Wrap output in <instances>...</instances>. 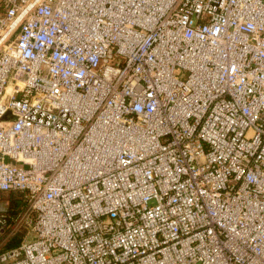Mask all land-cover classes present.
I'll return each mask as SVG.
<instances>
[{
  "label": "built area",
  "instance_id": "2783aa9c",
  "mask_svg": "<svg viewBox=\"0 0 264 264\" xmlns=\"http://www.w3.org/2000/svg\"><path fill=\"white\" fill-rule=\"evenodd\" d=\"M0 192V264H264V0H0Z\"/></svg>",
  "mask_w": 264,
  "mask_h": 264
},
{
  "label": "rangeland",
  "instance_id": "374dc122",
  "mask_svg": "<svg viewBox=\"0 0 264 264\" xmlns=\"http://www.w3.org/2000/svg\"><path fill=\"white\" fill-rule=\"evenodd\" d=\"M20 199V195L13 193V192H0V209L1 208H5V207H9L11 200L12 199ZM22 205H23V201L21 200ZM25 232L24 231H20L17 234H14L5 245H2L0 247V250H6L10 247L16 246L17 244L20 243V241L23 239ZM33 238V234H29L27 236V240L30 241ZM0 241H1V237H0Z\"/></svg>",
  "mask_w": 264,
  "mask_h": 264
},
{
  "label": "trees",
  "instance_id": "16d2710c",
  "mask_svg": "<svg viewBox=\"0 0 264 264\" xmlns=\"http://www.w3.org/2000/svg\"><path fill=\"white\" fill-rule=\"evenodd\" d=\"M22 205V202L20 199H12L9 207L7 208V211L9 213H16L19 210V207Z\"/></svg>",
  "mask_w": 264,
  "mask_h": 264
},
{
  "label": "water",
  "instance_id": "95a60500",
  "mask_svg": "<svg viewBox=\"0 0 264 264\" xmlns=\"http://www.w3.org/2000/svg\"><path fill=\"white\" fill-rule=\"evenodd\" d=\"M9 118H11V113L8 111V112H6V113L3 115L2 119H9Z\"/></svg>",
  "mask_w": 264,
  "mask_h": 264
}]
</instances>
